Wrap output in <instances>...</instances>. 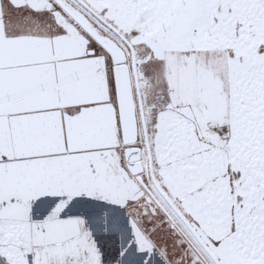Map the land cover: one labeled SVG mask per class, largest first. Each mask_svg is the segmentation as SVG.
<instances>
[{"label": "snow or ice", "instance_id": "1", "mask_svg": "<svg viewBox=\"0 0 264 264\" xmlns=\"http://www.w3.org/2000/svg\"><path fill=\"white\" fill-rule=\"evenodd\" d=\"M0 264H264V0H0Z\"/></svg>", "mask_w": 264, "mask_h": 264}]
</instances>
